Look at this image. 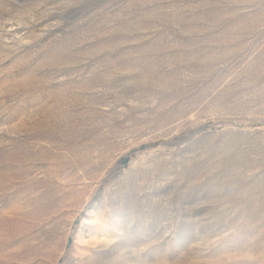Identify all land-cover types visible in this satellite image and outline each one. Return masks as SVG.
Listing matches in <instances>:
<instances>
[{
  "label": "rangeland",
  "instance_id": "obj_1",
  "mask_svg": "<svg viewBox=\"0 0 264 264\" xmlns=\"http://www.w3.org/2000/svg\"><path fill=\"white\" fill-rule=\"evenodd\" d=\"M0 264H264V0H0Z\"/></svg>",
  "mask_w": 264,
  "mask_h": 264
}]
</instances>
